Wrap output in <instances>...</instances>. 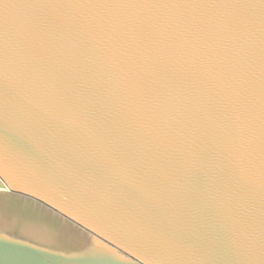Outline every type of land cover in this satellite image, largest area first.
Returning <instances> with one entry per match:
<instances>
[{
  "label": "water",
  "instance_id": "1",
  "mask_svg": "<svg viewBox=\"0 0 264 264\" xmlns=\"http://www.w3.org/2000/svg\"><path fill=\"white\" fill-rule=\"evenodd\" d=\"M0 264H264V0H0Z\"/></svg>",
  "mask_w": 264,
  "mask_h": 264
}]
</instances>
